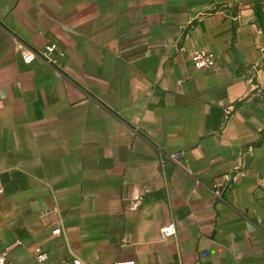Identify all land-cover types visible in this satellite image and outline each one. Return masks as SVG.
Masks as SVG:
<instances>
[{
    "label": "crops",
    "instance_id": "crops-1",
    "mask_svg": "<svg viewBox=\"0 0 264 264\" xmlns=\"http://www.w3.org/2000/svg\"><path fill=\"white\" fill-rule=\"evenodd\" d=\"M263 181L264 0H0L4 264H264Z\"/></svg>",
    "mask_w": 264,
    "mask_h": 264
},
{
    "label": "built area",
    "instance_id": "built-area-1",
    "mask_svg": "<svg viewBox=\"0 0 264 264\" xmlns=\"http://www.w3.org/2000/svg\"><path fill=\"white\" fill-rule=\"evenodd\" d=\"M63 55L64 53L59 51L55 43L47 44L40 49H34L30 46L22 45L20 51V57L24 63L28 64L37 59H40L52 67H56L59 64L58 56L62 57ZM190 61L195 69L206 71L214 67L216 57L214 53H212L210 50L204 48H198L195 49L190 54ZM181 81L182 80H178V83H180ZM225 179L228 180L229 177H225ZM261 184L264 186V181ZM213 194L216 197H220L221 190L215 188L213 190ZM52 232L53 234H56L59 232V229H54ZM160 232L163 237L171 236L175 233V227L173 224L170 223L162 227ZM35 257L39 263H42L46 260L47 255L45 252L37 248L35 250ZM6 258H7L6 253L0 252V264H4ZM61 264H84V263L79 259H73L71 262H63ZM114 264H135V262L131 260H123V261H117Z\"/></svg>",
    "mask_w": 264,
    "mask_h": 264
}]
</instances>
